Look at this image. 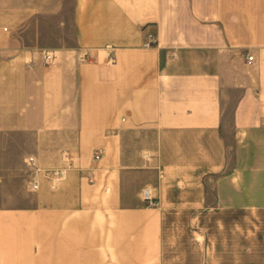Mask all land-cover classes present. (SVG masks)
<instances>
[{
  "label": "crops",
  "instance_id": "obj_1",
  "mask_svg": "<svg viewBox=\"0 0 264 264\" xmlns=\"http://www.w3.org/2000/svg\"><path fill=\"white\" fill-rule=\"evenodd\" d=\"M185 211L264 255V0H0V264H165Z\"/></svg>",
  "mask_w": 264,
  "mask_h": 264
},
{
  "label": "rangeland",
  "instance_id": "obj_2",
  "mask_svg": "<svg viewBox=\"0 0 264 264\" xmlns=\"http://www.w3.org/2000/svg\"><path fill=\"white\" fill-rule=\"evenodd\" d=\"M31 182V177L29 178ZM13 189L23 190L16 185ZM28 199V195H10V202L20 204ZM30 199V198H29ZM198 214L197 212H181L179 218L172 220L169 236L164 247L165 264H225L224 228L216 227V222L225 218L223 214ZM201 219L210 226L201 228L205 238H200V228L194 226V221ZM261 257L250 255V264H264V255Z\"/></svg>",
  "mask_w": 264,
  "mask_h": 264
},
{
  "label": "built area",
  "instance_id": "obj_3",
  "mask_svg": "<svg viewBox=\"0 0 264 264\" xmlns=\"http://www.w3.org/2000/svg\"><path fill=\"white\" fill-rule=\"evenodd\" d=\"M156 43V38L153 34H148L147 36V41L145 42L144 46L145 47H152L154 44ZM58 58V55L55 51L53 50H46L44 51V63L45 64H51L52 62H55ZM91 55L90 53H87L85 55V59L86 60H90ZM255 60V57L253 55H248V63L252 64ZM110 62L111 64H116V59H115V55L112 54L111 58H110ZM102 157L101 153H98L95 158L96 160H99ZM65 158L66 160L70 163V167L72 166L71 158L69 156L68 153L65 154ZM33 159L31 158L29 160V163L32 164L33 163ZM41 170L40 169H34L33 170V175L31 177V186L34 190H38L41 186V179L39 177ZM68 172H69V167L68 168H60V169H54V170H48L47 174L48 176L55 182V183H61L64 182L67 179L68 176ZM146 201L148 202V204L150 206H158L159 202L155 201L151 196H147L146 197Z\"/></svg>",
  "mask_w": 264,
  "mask_h": 264
}]
</instances>
